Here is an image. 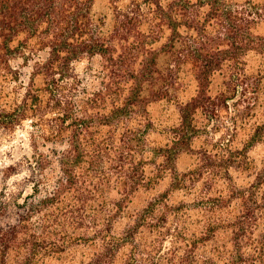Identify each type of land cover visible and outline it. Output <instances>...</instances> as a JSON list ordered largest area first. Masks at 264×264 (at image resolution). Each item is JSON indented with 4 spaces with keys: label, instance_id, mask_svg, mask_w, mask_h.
I'll list each match as a JSON object with an SVG mask.
<instances>
[{
    "label": "trees",
    "instance_id": "16d2710c",
    "mask_svg": "<svg viewBox=\"0 0 264 264\" xmlns=\"http://www.w3.org/2000/svg\"><path fill=\"white\" fill-rule=\"evenodd\" d=\"M95 1L0 0V264L77 247L80 264H264V164L232 137L174 178H207L195 222L166 195L127 210L193 151L195 131L232 110L229 131L262 118L264 0H117L103 15ZM161 103L179 119L171 144L153 147ZM252 130L249 145L264 119Z\"/></svg>",
    "mask_w": 264,
    "mask_h": 264
},
{
    "label": "rangeland",
    "instance_id": "374dc122",
    "mask_svg": "<svg viewBox=\"0 0 264 264\" xmlns=\"http://www.w3.org/2000/svg\"><path fill=\"white\" fill-rule=\"evenodd\" d=\"M117 0H96L93 5V12L96 15L111 14V9ZM260 58L252 54V69L254 70ZM94 64H98L95 62ZM89 66L87 61H84L79 64L80 73H86L85 70ZM95 67V66H94ZM96 70H98L95 67ZM92 74V73H91ZM89 83L95 84L97 79L91 78ZM264 95V89H263ZM263 102H264V96ZM152 114L155 117L156 128L154 131H151L149 136L150 143L152 146H165L171 144V139L173 137L174 131L171 129L177 125L179 115L175 106H171L167 103H161L154 105L152 107ZM261 119L256 120L252 119L249 124L241 127L239 131H229L225 125L232 123L231 117L234 115L233 110L230 113L224 115L225 124H218L219 129L213 128V124L210 125L211 131H195V138L191 141L190 145L193 151H189V148H183L177 158L174 159V162L171 165V169L165 173L162 179L157 182L151 189L144 190L138 193L128 204L127 210L131 213L138 212L143 209L149 201L158 196L166 195L169 197L171 204L179 206L183 205L186 211L187 218L195 222L196 217L199 216V211L195 210V207L198 206L201 196L205 192L207 178L201 180L197 184H193L188 181L187 184L182 186L180 189H176L174 185V178L179 175L182 178L188 177L191 169L197 166L199 162L198 155L202 148L207 145L209 141H224V139H229L232 137L234 144L240 148L246 147L247 154L251 163H253L257 168H262L264 164V138L253 142L249 145L247 143L250 136L253 135L254 131L252 130L256 125L257 121L264 119V110L261 112ZM254 126V127H253ZM253 127V128H252ZM251 133V134H250ZM190 147V146H189ZM250 175H242L235 172L234 178L238 180V183L241 185H246L252 178ZM225 182H218V185L223 186L225 191ZM221 189V188H220ZM120 196L117 193H113V201L119 199ZM126 220L121 221L118 228L121 230L126 224ZM195 226V225H194ZM195 230V227L193 228ZM84 249L81 247L73 248L60 257H55L50 259L46 264H80L83 261Z\"/></svg>",
    "mask_w": 264,
    "mask_h": 264
}]
</instances>
